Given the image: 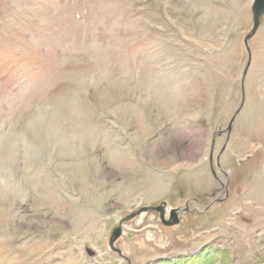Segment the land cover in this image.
I'll return each instance as SVG.
<instances>
[{
	"label": "rangeland",
	"instance_id": "1",
	"mask_svg": "<svg viewBox=\"0 0 264 264\" xmlns=\"http://www.w3.org/2000/svg\"><path fill=\"white\" fill-rule=\"evenodd\" d=\"M253 1L0 0V264H264Z\"/></svg>",
	"mask_w": 264,
	"mask_h": 264
},
{
	"label": "water",
	"instance_id": "2",
	"mask_svg": "<svg viewBox=\"0 0 264 264\" xmlns=\"http://www.w3.org/2000/svg\"><path fill=\"white\" fill-rule=\"evenodd\" d=\"M252 13H253L254 18H255V20L257 22L259 20L260 16L262 14H264V0H254L253 1V3H252ZM156 210L159 211L161 221H162V223L164 225L172 226V225H175V224H177L179 222L178 216L176 215V212L174 210L170 211L168 221L164 220L163 207H159ZM145 211H146V208H142L140 211L136 212L135 214H132V215L126 217L125 220L132 219L133 217L138 216L142 212H145ZM121 234H122L121 229L120 228H116V229H114L112 231L111 236H110V240H109L110 249L115 251V252H117V253H120V251L114 247V243L118 240V238H120ZM87 253L90 256L93 255L92 252H90L89 250L87 251Z\"/></svg>",
	"mask_w": 264,
	"mask_h": 264
}]
</instances>
